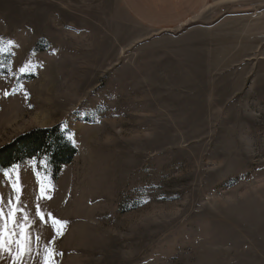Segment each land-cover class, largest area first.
Instances as JSON below:
<instances>
[{
	"label": "rangeland",
	"instance_id": "374dc122",
	"mask_svg": "<svg viewBox=\"0 0 264 264\" xmlns=\"http://www.w3.org/2000/svg\"><path fill=\"white\" fill-rule=\"evenodd\" d=\"M180 10L153 33L121 0H0V149L61 125L79 151L58 173L45 156L19 164L56 264H264V0ZM37 172L62 235L35 215Z\"/></svg>",
	"mask_w": 264,
	"mask_h": 264
},
{
	"label": "snow or ice",
	"instance_id": "6c2138e0",
	"mask_svg": "<svg viewBox=\"0 0 264 264\" xmlns=\"http://www.w3.org/2000/svg\"><path fill=\"white\" fill-rule=\"evenodd\" d=\"M9 43H12L11 41ZM19 47V45H15ZM29 65H25L20 69L22 73L31 71ZM5 95H8L6 92ZM24 95L27 97V93ZM19 164H13L10 168L0 169V173L4 177L10 178L12 192L5 197L0 194V255H7L11 264H26V261H33L34 257H40L42 264H56V257L63 255L54 248V239L46 241L42 250L40 242L43 240L42 235L37 233L35 237L32 235V227L36 221L27 211V206L22 200L23 185L20 181ZM15 173L12 177L11 174ZM38 183L40 184L39 195L37 196L35 215L42 223H47L45 215L53 220V228L57 235H62L67 221L55 219L51 212L44 213L42 211L39 200L41 198L51 199L46 196V189L50 185H45L40 178L39 172L36 173ZM35 241L37 247H33Z\"/></svg>",
	"mask_w": 264,
	"mask_h": 264
},
{
	"label": "trees",
	"instance_id": "16d2710c",
	"mask_svg": "<svg viewBox=\"0 0 264 264\" xmlns=\"http://www.w3.org/2000/svg\"><path fill=\"white\" fill-rule=\"evenodd\" d=\"M78 153V148L69 138V131L64 130L61 125L47 129L37 128L0 149V169L45 156L58 173L62 167L71 164Z\"/></svg>",
	"mask_w": 264,
	"mask_h": 264
},
{
	"label": "crops",
	"instance_id": "0c3cea01",
	"mask_svg": "<svg viewBox=\"0 0 264 264\" xmlns=\"http://www.w3.org/2000/svg\"><path fill=\"white\" fill-rule=\"evenodd\" d=\"M125 7V14L133 23L139 24L149 32L166 33L174 30L178 22L181 24V0H121ZM180 10V14L178 11ZM118 11L113 12L112 20L114 27L112 31L105 27L104 34L112 35L115 43L119 41L120 28L126 25L121 21ZM134 24L130 23V26ZM177 28V27H176ZM121 45L119 46V48ZM131 49L126 48V51Z\"/></svg>",
	"mask_w": 264,
	"mask_h": 264
}]
</instances>
